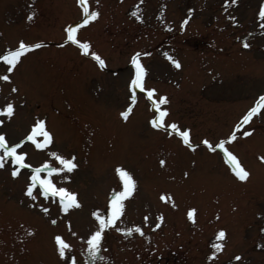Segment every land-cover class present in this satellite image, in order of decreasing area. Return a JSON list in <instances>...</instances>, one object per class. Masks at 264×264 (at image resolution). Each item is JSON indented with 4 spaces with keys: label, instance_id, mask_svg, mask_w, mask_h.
<instances>
[{
    "label": "rangeland",
    "instance_id": "obj_1",
    "mask_svg": "<svg viewBox=\"0 0 264 264\" xmlns=\"http://www.w3.org/2000/svg\"><path fill=\"white\" fill-rule=\"evenodd\" d=\"M78 3L0 0V55L21 40L43 45L22 54L12 73L0 61V75L10 76L0 80V108L9 102L14 108L11 117L0 114V132L15 144L37 119L44 120L52 143L36 149L25 141L18 151L27 153L25 162L32 166L27 170L45 162L62 167L52 151L75 156L73 172L53 173L51 179L76 192L80 203L65 213L59 197H52L44 213L40 207L49 204L24 193L26 168L14 178L5 164L0 168V264H73V258L75 264H264V102L225 144L249 173L244 181L231 175L222 150L202 143L207 139L215 148L227 140L264 95V17L259 15L264 0ZM84 7L99 14L87 25ZM71 26L89 45L87 52L67 41ZM92 52L105 61L103 68ZM134 53L142 54L138 59L147 70L145 89H155L157 101L167 98L161 105L168 109L164 123L190 130L194 150L171 129L151 125L155 109L150 113L151 102L140 89L122 120L131 104ZM245 131L250 134L244 136ZM34 138L43 141L42 134ZM117 166L132 174L136 188L92 256L87 246L97 230L92 212L106 216L111 192L122 190ZM65 175L70 179H62ZM189 209H195L193 219ZM134 225L143 235L116 231ZM220 230L225 237L218 238ZM57 235L71 246L63 258Z\"/></svg>",
    "mask_w": 264,
    "mask_h": 264
},
{
    "label": "snow or ice",
    "instance_id": "obj_2",
    "mask_svg": "<svg viewBox=\"0 0 264 264\" xmlns=\"http://www.w3.org/2000/svg\"><path fill=\"white\" fill-rule=\"evenodd\" d=\"M79 3L84 4L86 3V0H78ZM229 2V0H226V3ZM231 3H236V0H230ZM83 14L84 19L82 20L83 25H87L90 20H94L98 17L97 11H89L88 7L83 8ZM260 17H264V5H262L260 11H259ZM32 17H28V19H31ZM137 19H140V16L136 17ZM187 20L182 22V28L183 24H186ZM81 25H77L76 27H80ZM76 31V28L74 27H68L66 28V39L67 41H70L71 43L78 45L83 51L87 52V49L89 45L87 43H82L79 39H77L74 35ZM43 45L40 43H25L24 41H20L18 46L12 50V49H6L4 54L0 55V61H3L8 67H7V73H12L13 69L16 67V65L20 61V57L22 54L26 52H30L31 50H34L36 48L42 47ZM245 47H248V44L245 43ZM142 55L141 53H134L131 57L130 63L133 66L134 72L133 75L129 81V91L131 93L130 95V101L131 104L128 106V108L121 113V117L124 119H127L128 115L132 111V106L136 102V90L140 89L142 92H146L147 99L151 102L152 108L155 109L154 116L152 120L150 121L151 125L156 129H171L175 132L176 135L182 138V142L184 145L189 147L190 149H195V145L191 143L190 140V130H183L181 131L178 128V125L176 122H172L171 124H165L164 119L168 116V109L163 108L161 109V105L167 104V98L166 96H160L159 100L157 101L154 99V93L155 89H145L144 87V81L146 76V68L143 66V64L139 61L138 57ZM167 58L173 63V65L176 68H180L181 65L178 60H174L171 56H168L167 53H165ZM92 58L97 61L99 66L103 68L105 66V61L101 59L99 55H97L95 52L91 53ZM0 80L3 81H9L10 76L8 74L0 75ZM12 91H16V89L13 87ZM262 102H264V95H262L259 100L257 101L256 105L248 110V112L241 118V121L237 124V128L242 127L244 124H247L250 121V118L253 116V114L258 113L260 108L262 107ZM13 104L11 102L7 103L5 106L0 108V114H6L7 116L11 117L13 115ZM37 133L42 134L43 136V142L37 141L34 137ZM250 133L248 131H245L243 133L244 136H248ZM236 137L235 135H230L227 140L221 139L216 145L215 148H213L212 144L207 140H203V145L207 146L209 150L215 151L217 149H220L223 151L225 157H227V162L231 167L232 172L234 175L241 181H244L248 176L249 173L242 167V165L239 163L238 158L233 155L227 148H225V144L234 140ZM25 141H31L36 149H44L49 144L52 143V134L45 129V121L37 119L36 124L32 127L31 133L27 135L24 140H21L18 143L15 144H9V142L5 138V134L3 132H0V168H3L5 166L6 162H10L13 165H16L11 170L12 177H17V175L20 173V170L23 168H31L32 166L30 164H26V156L27 153L24 151H18V149L21 148V146L24 144ZM50 156L54 157L57 161H59V164L62 167H53L47 162H45L41 166H37L32 169V174L29 178V183L26 185L25 188V195L27 197H30L32 200L36 199V196L34 195V188L39 186V191L41 194L45 197L48 196L50 193L53 197H59V205L60 210L62 212L67 213L69 209L71 208H78L80 207V203L77 200V193L68 190L65 187H57L52 179L51 176L53 173H60V172H66L71 173L74 169L78 167V165L74 162L75 156H72L71 158H65L62 155H59L57 152L52 151L49 153ZM261 160H264V157H260ZM161 165L164 164V161H160ZM49 170L48 176H42L41 173L45 170ZM116 174L122 184V190L119 191H112L110 199L108 201L107 205V214L106 216L104 214H100L99 210L93 211L92 216L97 221V230L91 233V235L87 239V246H88V252L95 256L99 250L100 245L102 241V233L105 229H108L115 225L116 221L120 219V217L124 214L125 210V204L124 201L127 198H130L133 195V192L136 188V180L133 178L132 174L123 169L120 166H117L115 169ZM187 175V173H185ZM64 180L70 179L69 176L65 175L62 177ZM161 199L163 200V195L161 196ZM175 206V205H173ZM44 213L48 212V209L46 207H42L41 209ZM195 212V209H189L187 212V216L189 219H193V213ZM145 222H147V216L145 217ZM52 223H56L55 220L52 221ZM159 225H157L158 227ZM31 231V230H29ZM116 231L118 232H127L128 234H132L133 232L140 233L143 235V231L138 225H134L131 228L124 229V228H116ZM225 237V231L220 230L218 233V238ZM57 245H58V252L61 258L65 256L66 249H70V245L66 243L63 238L59 235L54 237ZM216 250L219 251L221 246L217 245L215 246ZM215 255V253H213ZM234 259L239 260L240 257H234ZM73 264H75V259L73 258Z\"/></svg>",
    "mask_w": 264,
    "mask_h": 264
}]
</instances>
